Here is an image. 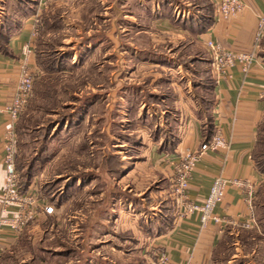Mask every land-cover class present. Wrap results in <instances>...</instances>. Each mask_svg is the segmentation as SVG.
<instances>
[{
    "label": "rangeland",
    "instance_id": "rangeland-1",
    "mask_svg": "<svg viewBox=\"0 0 264 264\" xmlns=\"http://www.w3.org/2000/svg\"><path fill=\"white\" fill-rule=\"evenodd\" d=\"M6 1L8 7L0 8V15L7 14L3 24L8 29L15 24L16 1ZM18 1L25 8L34 7L37 0ZM45 1L36 27L40 73L16 130L21 182L25 184L24 175L30 172L42 213L2 252L0 264H155L154 253L146 259L141 255L144 245L138 246L135 258H127L128 238L133 235L129 226L141 228L139 224L145 223L138 219V210H144V216H162L164 223L172 219L178 207L174 186L155 169L150 177L138 180L133 179L134 174L123 175L132 159L140 158V139L147 133L143 127L156 139L173 133L157 116L170 106L169 102L161 104L154 91L161 75L170 79L176 74L185 85L191 79L199 116L207 121L214 84L210 51L194 37L158 40L135 36L131 14L141 9L139 2ZM167 1L179 7L185 3ZM203 2L209 15L211 4ZM212 4L215 9L213 0ZM144 46L150 48L147 55L139 52ZM131 51L138 52L133 61L137 68L128 74ZM146 57L150 59L144 62ZM173 61L183 64L181 72L173 74V70L155 65ZM140 90L144 91L138 96ZM143 101L157 116L147 124L128 113ZM255 158L264 174V121ZM168 183L170 194L166 192ZM47 205L54 208L52 213H44ZM254 210L257 225L249 235L256 238L253 246L257 245L258 254L238 259L264 264V181L257 189ZM100 222L111 227L113 235L100 236ZM237 239L234 236L230 243ZM236 248L240 246L229 247L227 257L237 252Z\"/></svg>",
    "mask_w": 264,
    "mask_h": 264
},
{
    "label": "crops",
    "instance_id": "crops-1",
    "mask_svg": "<svg viewBox=\"0 0 264 264\" xmlns=\"http://www.w3.org/2000/svg\"><path fill=\"white\" fill-rule=\"evenodd\" d=\"M15 1L12 14L15 19L14 25L8 29L5 28L3 21L7 14L0 15V37L4 36V39H0V107L10 105L16 95L20 78L19 62L22 58V47L25 44L33 47L34 53L30 56V60L37 63L36 27L42 7L47 5L45 0H37L34 7L23 8L25 5L23 2ZM203 1L205 0H185L184 5L179 7L167 0H158V2L157 0H130L133 3L139 2L141 7L131 14L135 20L130 23L134 25L132 32L138 37L158 40L161 37L172 40L194 37L198 43H201V40L204 44L207 39L213 38L224 48L232 51L251 52L255 44L259 18L264 12V0H243L246 7L237 16L218 21L212 18L208 24H203L208 20V15L205 14L207 6ZM207 1L212 5V0ZM1 2L0 8L5 10L8 3L6 0ZM135 25L138 26L133 28ZM148 48L139 47V52L147 55L150 52ZM260 50L248 71H244L241 65H237L218 82L212 76L214 84L210 120L213 132L220 128L228 141V147L208 150L200 157L190 177L189 196L196 202L205 200L214 180L219 176L238 177L246 185L243 187L230 185L226 188L222 202L214 208L219 221L212 220L205 227L201 226L199 213L181 216L176 209L172 219L164 223V220L161 221L162 216L145 215V217L143 215L145 211L137 209L138 219L143 218L145 223L141 226L139 224L141 228L129 226L133 229V235L128 238V242H131V247L126 254L128 259L135 258L140 245H144L141 251L144 259L150 258L151 252L157 255L162 251L167 252L176 263L246 264L238 258L258 254L257 245L253 246L256 238L249 235L252 229L245 228L243 224L252 213L255 215L254 203L257 189L264 181V174L257 168L253 158L259 128L264 121V37ZM137 53L131 51L132 63L128 66V74L137 68L133 62ZM149 59L142 58L143 61ZM173 62L168 65L165 62H155V65L162 66L166 70H173V74L176 71L181 72L183 64ZM173 76L170 79H163L161 75L154 88V91L158 92L157 97L160 96L161 104L170 103V106L163 108L157 116L164 119L166 128L173 133L167 136L161 135L156 139L151 136L150 129L143 127L147 133L143 134L141 142H138L141 148L138 155L140 158L132 159L133 162L123 178L130 177L131 174H134L133 179L137 180L145 176L150 177L151 172H154L152 170L155 169L160 171L161 175L164 174L165 178L169 177L173 187V167L166 157L177 160L179 155L198 148L206 136L207 121L199 116L198 98L194 89L190 87L191 79H188L185 85L182 77L178 79L176 74ZM165 86L170 88L167 92L161 90ZM140 91L136 93L138 96H141L144 90ZM128 113L135 118H141L144 124H147L151 117L156 116V113L151 111L144 101L138 107L135 105L130 107ZM17 124L18 121L15 124L16 130ZM12 127L13 121L10 115L0 113V194L6 184L5 142L7 133ZM31 188H34L33 183L28 187V189ZM251 189L254 193L252 201L249 200ZM166 192L170 194L169 183ZM97 227L100 236L113 235L111 227H103L101 222ZM234 236L239 240L230 243ZM16 240L11 235H7L2 243L3 251L8 250ZM234 245H239L240 249L236 248L237 252L227 257L229 247Z\"/></svg>",
    "mask_w": 264,
    "mask_h": 264
},
{
    "label": "built area",
    "instance_id": "built-area-1",
    "mask_svg": "<svg viewBox=\"0 0 264 264\" xmlns=\"http://www.w3.org/2000/svg\"><path fill=\"white\" fill-rule=\"evenodd\" d=\"M215 21L220 19H229L241 13L246 4L243 0H213ZM264 37V12L260 15L258 30L255 38L254 48L251 52H235L224 48L213 38L206 40L211 55V66L213 76L218 82L220 78L229 74L230 69L237 65H241L244 71H248L254 59L260 50V44ZM34 53L33 47L25 44L22 47V58L19 62L20 78L17 86L16 95L13 102L6 106L0 107V113H8L13 121V127L7 133L5 142L4 163L6 170V184L0 194L1 216H0V256L4 250L3 240L7 235H11L14 239H18L30 220L39 216L42 212L39 210L40 199L37 189H28L21 191L20 181L21 175L17 167L18 144L17 131L15 124L19 120L21 114L27 108L28 103L34 91V85L40 67L31 62L30 56ZM264 94V86H263ZM226 140L221 129H217L213 137L206 142H201L196 149L189 150L175 160L166 157L173 167V186L175 196L177 198V212L183 216L191 213H199L201 226L205 227L210 221H219V217L214 212L217 204L222 202L226 188L230 185L238 187L245 186V182L238 177L226 178L219 176L214 180L209 195L205 200L196 202L191 200L189 196L190 177L192 171L200 159V157L208 150H217L227 148ZM253 189L250 191L249 200L253 199ZM53 207L47 205L44 213H52ZM257 225V219L252 213L250 218L243 224L245 228L252 229ZM155 264H190L174 262L167 252H158Z\"/></svg>",
    "mask_w": 264,
    "mask_h": 264
},
{
    "label": "trees",
    "instance_id": "trees-1",
    "mask_svg": "<svg viewBox=\"0 0 264 264\" xmlns=\"http://www.w3.org/2000/svg\"><path fill=\"white\" fill-rule=\"evenodd\" d=\"M211 6H213V4ZM212 9H213V12H212ZM209 12H210V14L208 15V20L206 22H204L203 24H208V21L211 20L212 18H214V6L210 8ZM0 39H4V36L2 35V37H0ZM263 56H264V53H263ZM37 61H38V59H37ZM36 64L39 66L38 63H36ZM213 83H214V81H213ZM35 84H36V81H35ZM34 88H35V85H34ZM212 104H213V95H212L211 105L207 107V116H206L207 124H206V130H205L206 136L204 137L203 142L209 141L214 135L213 125H212V122L210 120V118H211L210 112H211V109H212ZM261 125H260V128H261ZM260 128H259V133H260ZM259 133H258V139H259ZM258 139H257V143H258ZM257 143H256V146H257ZM256 146H255V149H254L253 158H254V161L256 163L257 168L260 170V168H259V166L257 164L256 158H255ZM17 166H18V163H17ZM24 177L26 178V180L24 181L25 184H22V182L20 181V188H21L22 192L27 191L29 185L31 184V173L30 172L26 173L24 175Z\"/></svg>",
    "mask_w": 264,
    "mask_h": 264
}]
</instances>
